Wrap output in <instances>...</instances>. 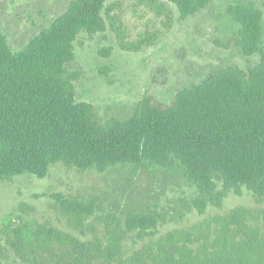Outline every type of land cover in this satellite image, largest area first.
<instances>
[{
  "label": "trees",
  "instance_id": "16d2710c",
  "mask_svg": "<svg viewBox=\"0 0 264 264\" xmlns=\"http://www.w3.org/2000/svg\"><path fill=\"white\" fill-rule=\"evenodd\" d=\"M106 1L73 0L17 52L0 31V181L23 174L43 178L55 164L99 171L133 164L182 174L202 195L204 208L207 202L219 207L226 193H241L242 188L263 202L260 11L252 4L231 11L243 53L260 56L247 72H213L200 84L177 92L169 105L146 96L129 118L102 123L90 103L75 100L77 75L69 66L78 34L104 32L112 21ZM167 1L186 17L211 0ZM157 225L158 219L147 224L130 217L126 231L135 232L144 244L125 252L119 237L105 249L73 239L61 257L47 254L48 259L25 250L21 241H11L10 246L27 264H264L263 209L257 217L249 208L233 207L189 229L155 237Z\"/></svg>",
  "mask_w": 264,
  "mask_h": 264
},
{
  "label": "rangeland",
  "instance_id": "374dc122",
  "mask_svg": "<svg viewBox=\"0 0 264 264\" xmlns=\"http://www.w3.org/2000/svg\"><path fill=\"white\" fill-rule=\"evenodd\" d=\"M72 1L0 0V31L10 49L21 50ZM245 4L261 13L264 47L262 0H211L186 17L167 0H107L112 21L106 30L82 32L74 42L69 70L77 75L75 100L90 103L102 123L123 121L146 96L169 105L177 92L213 72H247L260 56L243 53L239 24L231 14ZM201 198L182 174L133 164L104 171L55 164L43 178L10 177L0 181V264H27L15 255L11 241H21L44 259L61 257L73 239L105 249L119 237L125 252L144 244L126 231L130 217L147 224L158 219V237L233 207L249 208L257 217L264 210V201L245 188L230 190L219 207L207 202L204 208Z\"/></svg>",
  "mask_w": 264,
  "mask_h": 264
}]
</instances>
